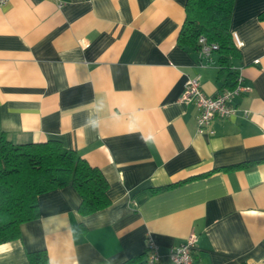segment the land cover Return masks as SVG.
I'll return each instance as SVG.
<instances>
[{
  "label": "crops",
  "instance_id": "obj_1",
  "mask_svg": "<svg viewBox=\"0 0 264 264\" xmlns=\"http://www.w3.org/2000/svg\"><path fill=\"white\" fill-rule=\"evenodd\" d=\"M186 0H8L0 5V131L12 144L57 141L100 170L110 205L87 216L65 186L0 245V264H157L196 236V264H264V0H234L231 69L180 45ZM198 45V44H197ZM237 76V112L198 132L179 102L198 77L211 97ZM95 124V127L93 125ZM242 164V169L223 170Z\"/></svg>",
  "mask_w": 264,
  "mask_h": 264
},
{
  "label": "trees",
  "instance_id": "obj_2",
  "mask_svg": "<svg viewBox=\"0 0 264 264\" xmlns=\"http://www.w3.org/2000/svg\"><path fill=\"white\" fill-rule=\"evenodd\" d=\"M234 0H186L180 45L198 49L197 40L217 46L221 71L234 75L229 60L237 56L230 20ZM235 85V83H234ZM233 85V86H234ZM232 86V87H233ZM231 87V88H232ZM239 164L223 170L242 169ZM72 186L80 197L77 212L87 216L110 205L108 183L99 169L57 141L14 145L0 131V245L20 239V226L39 217L37 198ZM28 264H49L45 250L27 252ZM131 259L123 264H139Z\"/></svg>",
  "mask_w": 264,
  "mask_h": 264
},
{
  "label": "built area",
  "instance_id": "obj_3",
  "mask_svg": "<svg viewBox=\"0 0 264 264\" xmlns=\"http://www.w3.org/2000/svg\"><path fill=\"white\" fill-rule=\"evenodd\" d=\"M8 0H0V5L5 4ZM232 41L236 46L240 43L235 34L231 35ZM199 54L207 57L217 51L215 44L207 43L203 37L197 40ZM249 89L243 85L242 78L237 76L235 85L230 89H225L216 96H207L200 89L199 78H191L185 82L183 92L179 98V102L184 105L193 104L198 109L196 116V124L198 132L207 130L209 134H213L209 130V126L215 118H228L234 116L237 109L232 105V99L243 93H247ZM196 246V236L191 234L180 245L173 246L169 249L168 257L171 264H196L193 257V250ZM146 264H157L159 261V253L157 246L153 242L148 241L146 246Z\"/></svg>",
  "mask_w": 264,
  "mask_h": 264
},
{
  "label": "clouds",
  "instance_id": "obj_4",
  "mask_svg": "<svg viewBox=\"0 0 264 264\" xmlns=\"http://www.w3.org/2000/svg\"><path fill=\"white\" fill-rule=\"evenodd\" d=\"M93 127H95V124L93 125Z\"/></svg>",
  "mask_w": 264,
  "mask_h": 264
}]
</instances>
